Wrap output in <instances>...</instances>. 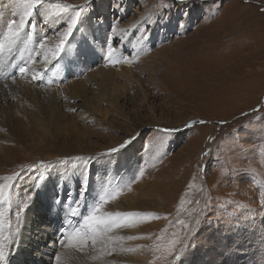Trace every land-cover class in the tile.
Here are the masks:
<instances>
[{
	"label": "rangeland",
	"instance_id": "rangeland-1",
	"mask_svg": "<svg viewBox=\"0 0 264 264\" xmlns=\"http://www.w3.org/2000/svg\"><path fill=\"white\" fill-rule=\"evenodd\" d=\"M29 3L0 0V45ZM77 10L65 51L45 63L41 40L54 49ZM26 20L0 59V148L30 162L0 205L7 264H38L36 248L60 238L59 256L83 251L77 229L102 264H174L201 228L198 241L257 225L264 237V0H42ZM105 194L116 198L103 212L137 202L139 232L113 259L111 241L93 246L83 227ZM16 223L35 236L11 233Z\"/></svg>",
	"mask_w": 264,
	"mask_h": 264
},
{
	"label": "bare ground",
	"instance_id": "bare-ground-1",
	"mask_svg": "<svg viewBox=\"0 0 264 264\" xmlns=\"http://www.w3.org/2000/svg\"><path fill=\"white\" fill-rule=\"evenodd\" d=\"M11 45L12 44H9V43L3 44V48H0V50H1L0 51V59L7 58V54H10V51L14 50V47H12ZM46 69H47V67H46ZM8 79L9 78H6V80H8ZM0 141H2V139ZM1 143H2V147L0 148V160H2V162L0 163V167L7 168L8 170L6 173H9V172H13V174L14 173H20L21 169L17 172L15 171L17 166L22 167L24 165V167L22 169H25V168L28 169L30 162L28 161L27 163H25L26 159H28L27 158L28 154H25V153L21 154V153H19L17 147H13V146L11 147L10 145H8V147H6L3 145V142H1ZM0 183H4V182L0 179ZM157 185H158V183H157ZM169 188L173 189L175 187L169 186ZM130 201L131 202H128V205H127L128 208H126V209L124 208V205H122V206L117 205L118 210L115 213L118 212L121 214V216L117 217V219L124 226L119 227V228L114 227L110 231V235L112 237L111 243L113 244L114 251L112 252V255L110 257H108V259H113L117 255L118 248H115V246H117L118 243H121L122 239H120V238L122 237V235L124 237L125 235L128 234V232L129 233L130 232H135V233L139 232L138 231L139 228L135 227L136 224H134V219L136 218V217H134L135 211H132L130 209L135 204H137V202L134 200L135 204L131 205L133 200H130ZM129 214H131V215H129ZM15 222H16V220L14 221V223ZM17 223H16L15 227H13L12 230L10 229L11 233L17 232L16 231ZM261 224L263 225V228H264V220H263V222H261ZM155 225H157V224H155ZM124 227H126V228H124ZM227 227L229 228L231 226L229 225ZM29 228L30 227L28 226V229H25L23 234H22V231L17 232V233H20L22 236H27V235H30L32 237L35 236V234L32 235V232L30 231ZM214 228L215 227L213 226L211 228V230H213ZM228 228H226V231H228L227 230ZM260 228H261V225H257V226H255V229L251 228V229L245 230L243 232H240V230L238 229L240 232L238 234H236L237 232L236 233L230 232V234H227V235L224 234L223 236H221V234H219L220 231L219 232L214 231L211 233H213L216 236L215 240H210L209 235L206 234L208 232L206 230L207 232L203 233L202 236H204V234H206L207 239L205 237L202 240L200 239V241H198L197 238L199 237V235L202 234V232L204 230L202 228L199 230H195L193 232V235L191 236V241H189V243H188V247L186 246L183 248V250L181 251L180 259L174 264H264V237H262V235H259L260 232L258 231V229H260ZM229 230H230V228H229ZM153 231H156V233H157V232H160L162 230H161V228H158L156 230L154 229ZM153 231L149 232V234L150 233L156 234ZM223 232H225V231H223ZM37 234H39V233H36V235ZM74 234L75 235L71 237L70 242L73 241L76 244V247H84V248H82L83 251H74V250L72 251L71 250L70 252H64L61 255L63 264H102L101 252L99 254L95 253L93 255L86 253V251H87L86 247L78 245L79 242L75 239L76 233H74ZM234 234H236V236H234ZM45 237L47 238V236H45ZM74 239H75V241H74ZM58 241L59 242H57V243H54L52 240L43 241L44 246L36 248L40 252L36 256H34L33 261L36 260L38 264H40V262L41 263L44 262L45 264H56V260H54V258H56L58 256L56 250L59 248V246L61 244H64L65 240H64V238H60ZM34 242L36 244L37 242H40V241L37 238H35ZM65 244H66V242H65ZM20 247H22V246H20ZM54 247L57 249H55V251L53 252L52 250ZM19 250H21V248ZM59 251H61V250L59 249ZM10 264H14V263H10Z\"/></svg>",
	"mask_w": 264,
	"mask_h": 264
},
{
	"label": "snow or ice",
	"instance_id": "snow-or-ice-1",
	"mask_svg": "<svg viewBox=\"0 0 264 264\" xmlns=\"http://www.w3.org/2000/svg\"><path fill=\"white\" fill-rule=\"evenodd\" d=\"M42 0H34V3H29L26 5V10L23 12V14L20 16V19L18 21L13 20L8 24V35L6 37L9 44L14 43L16 39L19 38L21 30L24 29L25 24L27 22L26 18L30 17L32 15V11L36 5H40ZM79 7V6H77ZM81 20V13L79 10L75 12L74 15H72L69 20L67 21L66 27L64 28V31L59 32V41L55 45V48H48L46 41L41 40L39 44L40 52L37 53V55H43L45 63H51L52 60H56L61 56V54L65 51L66 44L70 41L71 37L73 36L74 32L77 30L78 25L80 24ZM0 48H3V45H0ZM49 56H51V59H49ZM109 58L112 56V51L109 50L108 52ZM32 59V62L34 63V58L30 57ZM28 71L27 67H21L20 72L26 73ZM33 79H36L34 76ZM200 123H204V121H200ZM161 131L165 133H170L174 131V129H162ZM161 141L163 140V137L159 138ZM123 147V145H121ZM110 151L115 152L118 151V149L113 148ZM221 173L228 172V168L224 167L221 168ZM20 176V173H14L13 175L4 176L0 179L5 181L4 183H0V205H8L11 203V196L10 191L13 188V182ZM115 196L105 194L101 195L99 197V201L94 204L92 207L90 213L84 217L83 227L88 230V233H91L90 239L93 246L99 241L103 244L105 238L108 241L112 240V237L107 236V233L110 232L114 227L119 228L123 227L117 217H120V213H110V212H103L104 205L109 202L110 199H115ZM74 204H77L78 201H73ZM72 215H76V210H72ZM131 215V214H129ZM181 224H183V221H180ZM10 222H8V227H10ZM185 227H188L185 225ZM4 228H5V221H4V212L2 209H0V264H7L8 260V254L5 253V243L4 241L8 239L4 236ZM18 231V230H17ZM85 233L84 235L81 234V230H76V236L80 239V241L83 243L85 241ZM128 239H134L136 237L129 236ZM122 239V237L120 238ZM14 243V241H13ZM67 243V242H66ZM179 243L177 240L171 241L167 248V255L171 256L175 254V246ZM80 250V249H78ZM131 250V249H129ZM159 250V249H157ZM179 257H177L178 259ZM56 264H63L62 257L57 256L56 258Z\"/></svg>",
	"mask_w": 264,
	"mask_h": 264
}]
</instances>
